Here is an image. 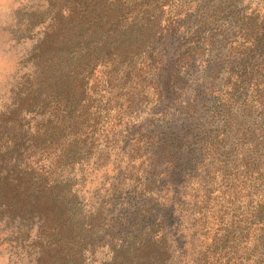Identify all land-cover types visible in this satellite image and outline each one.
<instances>
[{"label": "trees", "instance_id": "1", "mask_svg": "<svg viewBox=\"0 0 264 264\" xmlns=\"http://www.w3.org/2000/svg\"><path fill=\"white\" fill-rule=\"evenodd\" d=\"M185 2L192 8L195 0H47L28 13L26 31H42L24 60L29 72L0 112V220L26 236L35 226L34 264H168L154 198L162 152L141 159L135 203L116 214L85 212L56 170L97 161L102 139L129 122L135 96H151L160 107L183 87L196 36L195 8L193 16L180 13ZM234 16L240 28L251 21ZM206 23L198 21L199 27ZM247 28L253 41L262 36L254 24ZM184 29L192 31L180 51ZM158 112L149 107L144 122ZM141 128L131 135L138 144ZM263 241L255 238L254 247Z\"/></svg>", "mask_w": 264, "mask_h": 264}, {"label": "rangeland", "instance_id": "2", "mask_svg": "<svg viewBox=\"0 0 264 264\" xmlns=\"http://www.w3.org/2000/svg\"><path fill=\"white\" fill-rule=\"evenodd\" d=\"M46 1L0 0V112L29 72L24 60L42 31L41 26L26 31L25 19ZM186 4L180 13L193 16L195 8L196 36L183 87L160 107L151 96H135L129 122L102 139L97 161L56 172L68 180L85 212L116 214L135 203L132 184L141 176V159L162 152L154 198L164 219L168 264H261L264 241L261 248L254 244L264 238V0ZM236 13L251 19L248 26L239 27ZM198 21L207 23L199 27ZM253 24L262 33L255 41L247 28ZM190 31L178 33L180 51ZM228 57L233 63L222 64ZM149 107L159 112L144 122ZM139 125L138 144L131 135ZM35 231L34 226L26 236L0 220V264H34Z\"/></svg>", "mask_w": 264, "mask_h": 264}]
</instances>
